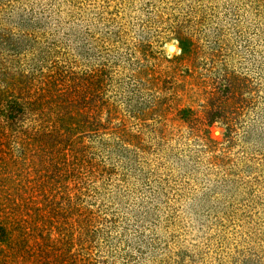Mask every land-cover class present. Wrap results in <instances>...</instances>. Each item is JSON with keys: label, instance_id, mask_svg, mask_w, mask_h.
Wrapping results in <instances>:
<instances>
[{"label": "trees", "instance_id": "obj_1", "mask_svg": "<svg viewBox=\"0 0 264 264\" xmlns=\"http://www.w3.org/2000/svg\"><path fill=\"white\" fill-rule=\"evenodd\" d=\"M263 209L264 0H0V264H264Z\"/></svg>", "mask_w": 264, "mask_h": 264}, {"label": "rangeland", "instance_id": "obj_2", "mask_svg": "<svg viewBox=\"0 0 264 264\" xmlns=\"http://www.w3.org/2000/svg\"><path fill=\"white\" fill-rule=\"evenodd\" d=\"M162 52L171 58H178L182 57L180 54V48L178 46V42L176 40H170L164 44L162 47ZM181 55V56H180ZM182 63H187L186 59H181L180 60ZM191 87V86H190ZM179 92V91H178ZM180 93V99L176 104L178 107H183V106H188L192 110L195 111V115L198 117L199 121H203L204 118V113L203 109L204 107L202 106L203 101L201 100L200 96L198 93H200V89L196 86L193 85L191 87V93L185 94L184 92H179ZM174 116V111H171L167 114V117H173ZM198 121V122H199ZM168 124L174 125L177 129H179V132L182 133H187L188 128L186 127V123L182 122L178 117H174L172 120L168 121ZM208 130V136L215 140V141H221L225 126L222 123H214L209 126H205ZM175 137H178L177 135ZM185 137V136H183ZM187 137H190L189 135ZM249 168H245V173H248ZM242 189V188H241ZM240 196H237L238 198L246 197L248 198V194H246V188L242 189V192H238ZM261 217L264 218V209L260 214ZM255 218V217H253ZM263 220V219H262ZM264 228V226H262ZM209 233H212V230L209 231ZM196 235L194 231H192L191 236Z\"/></svg>", "mask_w": 264, "mask_h": 264}]
</instances>
